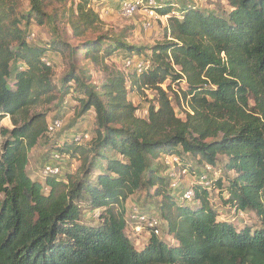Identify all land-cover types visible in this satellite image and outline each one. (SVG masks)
Segmentation results:
<instances>
[{"label":"trees","instance_id":"trees-1","mask_svg":"<svg viewBox=\"0 0 264 264\" xmlns=\"http://www.w3.org/2000/svg\"><path fill=\"white\" fill-rule=\"evenodd\" d=\"M155 1V13L169 16L162 41L136 47L104 34L76 47L57 34L66 15L57 6H67L72 36L82 38L99 23L90 0H26V11L22 0H0V264H264V0H223L229 7L224 15ZM32 24L49 27L55 41L31 43ZM117 52L133 64L126 75L104 65ZM49 53L80 54L99 65V93L79 80L73 65L57 87ZM77 84L83 96L77 114L93 111L94 137L88 144L75 137L53 143L44 168L60 167L62 174L64 160L76 159L80 171L33 180L30 152L50 139L55 121L47 122L48 108ZM130 93L146 98L143 118ZM181 102L188 108L184 119L173 106ZM40 105L46 111L37 110ZM5 119L11 126L2 124ZM165 156H175L194 179L197 168L202 174L205 166L218 170L220 164L224 179L209 174V189L198 177L190 187L172 188L170 167L157 168ZM186 189L192 201L182 198ZM211 190L224 193L232 214H254L260 227L236 229L219 218ZM140 192L173 243L148 234L137 249L128 238L125 204ZM81 210L101 211L97 224L82 223Z\"/></svg>","mask_w":264,"mask_h":264},{"label":"rangeland","instance_id":"rangeland-1","mask_svg":"<svg viewBox=\"0 0 264 264\" xmlns=\"http://www.w3.org/2000/svg\"><path fill=\"white\" fill-rule=\"evenodd\" d=\"M73 3H78V0H70ZM175 3L181 5L182 3L186 4H194L204 12H212L215 15H224L227 13L229 7L226 5V2L223 0H174ZM122 0H90V8L98 15L99 23L95 27V33H89L85 37L82 38H73L71 24L68 22V17L70 13L67 12V6L59 7L57 9L59 11L63 10V13L66 14L62 17V21L59 25V29L57 34L59 38L67 41L70 45L78 47L86 42L88 39H95L100 35L106 34L111 40L122 41L126 45L129 46H136V47H149L154 45V43L163 40V25L167 24V18L161 19V23H155L151 29L144 30L142 27L143 21V14L142 12H137L133 14L131 17L123 15L120 11V4ZM21 9L22 11H26L28 9L26 0H22L21 2ZM178 8H175V10ZM60 13V12H59ZM172 14V13H171ZM30 31L33 34L34 38L31 41L33 44H41L44 45L46 43H52L55 41V35L52 31L49 30V27H30ZM81 53V52H79ZM126 54L123 52L115 53L111 58L104 61V65L109 66L113 70H117L122 72L124 75L128 73L127 68L125 67L126 64ZM48 56L52 59V64L54 68V76L53 81L57 87L60 86V79L62 78L63 74L70 71V67L73 65L72 72L82 81L85 85L89 88L93 89L96 93H99V86L101 81L103 80L104 73L101 72V69L96 65L94 66L90 61L83 60L80 54L75 55L74 57L70 58L67 55L65 56H57L53 53H49ZM181 88H184V84H180ZM165 88V86H164ZM173 89L177 90L176 86H173ZM61 91V90H60ZM147 99H152V93L147 91L145 93ZM83 98L81 94V90L79 88V84L73 88V92L66 95L63 101L57 106H52L48 108L47 115V122L50 120H55L54 122L60 123V129L54 130L51 134L49 140H40L38 145L31 150L29 155V164L27 167V171L31 179L38 180L40 182H44V166L46 165L47 161L49 160V153L50 148L52 147L53 143L55 142H63L65 139H72L77 137L81 134H87L90 138L94 137V130H95V116L93 111H89L83 116H79L77 114L79 110L78 101L79 99ZM129 100L133 103L135 107H137L136 115L138 117L143 118L146 115V110L148 104L145 102L146 98L138 95L137 93H130ZM175 114L178 118L184 119L183 111L187 110V106L184 102H181L180 106H176L173 104ZM36 109V107L34 108ZM46 111L47 107L42 105L37 107V110ZM57 119V120H56ZM2 124L5 126H11L9 119H5L2 121ZM73 134H77V136H73ZM88 140L84 141V144L87 143ZM162 159L159 160L157 163V168L163 170V167L167 168V164L162 163ZM187 163L191 167L197 166L196 162L189 157H186ZM81 162L78 160H64L62 163L63 170L61 175H71L74 176L75 174L80 171ZM218 170L212 171L213 180H217L218 178L222 177L224 179V174L222 170V166L218 165ZM201 169L197 168L196 174L194 175L195 179L201 174ZM176 173H180V171H175ZM170 173V172H168ZM171 179L170 176H168ZM192 175L187 173L181 174L178 177V181L182 187H190L195 180ZM177 181V179H176ZM179 188V187H178ZM139 198L137 197H130L128 198L127 203L125 204L126 207V215L131 210L132 207L138 206L139 208L148 212V214L154 213L155 217H159L156 210L151 205H144L145 202L143 201V197L145 192L139 193ZM220 196L217 191L211 190V206L219 213V218L232 220L234 227L236 229H240L244 226L250 227L252 230L258 229L260 224L257 218L252 213H248L247 215H234L231 211L225 207L222 203L224 197ZM140 199V200H139ZM142 199V200H141ZM139 201V202H138ZM144 205V206H143ZM101 211H96L94 213H89L85 210H81V221L87 226H95L98 222L97 216H99ZM165 224H162L161 235L159 239L166 241L167 243H173V241L167 238L164 235L165 232ZM128 238L132 241H135V247L139 249L142 242H144L145 236H136L135 233L128 229ZM146 241V239H145Z\"/></svg>","mask_w":264,"mask_h":264},{"label":"built area","instance_id":"built-area-1","mask_svg":"<svg viewBox=\"0 0 264 264\" xmlns=\"http://www.w3.org/2000/svg\"><path fill=\"white\" fill-rule=\"evenodd\" d=\"M157 2L155 0H124L122 3H120V11L123 15H126L128 17H131L133 14L137 12H142L143 17L145 19L143 23V29L149 30L151 29L152 25L150 21H155L157 19H163L167 18L168 16L159 17L155 13V8L157 7ZM196 6V5H195ZM172 15L177 17L178 19H181V12L179 11H173ZM33 35L29 37L31 39ZM126 68L133 67V64L130 60H126L125 64ZM136 70L138 72L142 71L143 64L140 62L135 66ZM60 123L57 124V122H51L49 126V131L51 134L54 132V130L60 129ZM76 142H84L86 140H89V137L87 135L81 136L78 135L74 139ZM55 159H58V156H54ZM164 163L166 161L167 166L170 167V173L169 176L171 177V187L177 188L180 184L178 181V177L181 174H185V170L181 169V164L179 160L175 156H165L163 157ZM175 171H180V173H176ZM212 169L209 166H205L203 168V173L197 178V182L200 186L205 188L211 187V178H208L209 174H212ZM61 174V168L55 167V166H46L44 168V177L46 176H59ZM177 179V181H176ZM179 182V183H178ZM193 191L191 189H186L183 192L182 198L186 201H192L193 200ZM126 223L129 225L130 230H132L136 236H147L148 234H153L156 237H159L161 235L162 230V222L155 216L148 215L141 211L137 207H132L131 210L128 212V214L125 216Z\"/></svg>","mask_w":264,"mask_h":264}]
</instances>
